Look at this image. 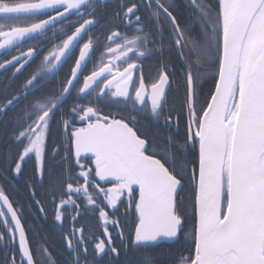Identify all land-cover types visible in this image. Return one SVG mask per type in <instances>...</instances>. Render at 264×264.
I'll return each mask as SVG.
<instances>
[{"label":"snow or ice","instance_id":"snow-or-ice-1","mask_svg":"<svg viewBox=\"0 0 264 264\" xmlns=\"http://www.w3.org/2000/svg\"><path fill=\"white\" fill-rule=\"evenodd\" d=\"M108 2L0 0V16L4 18L0 22V49L21 47L20 42L31 41L34 35L44 37L50 29L55 35L69 15L76 17L67 29L60 27L63 37L60 45L45 55L23 82H19L18 74L38 56L36 45L30 44L26 51L0 63V69L6 65L15 68L12 77L0 87V112L18 109V134L13 129L9 139L17 142L22 151L13 171L19 174L22 162L34 153L36 172L43 182L45 134L60 109L58 121L75 164L81 167L79 177L84 178V184L75 188L68 182L67 192H82L89 205L96 204L88 194L93 170H83L80 159L91 154L95 177L113 182L107 190L100 188L107 204L115 208L117 201L127 194L129 206L133 203L135 206L134 236L125 241L121 232L118 247L107 228L103 232L107 239L90 233L87 240L82 228H73L70 235L63 237L71 251L64 264H98L104 256L109 258L107 264H116L120 248L126 253L130 250L139 253L134 261L127 259L121 264H158L160 257L146 249L161 239L174 241L184 231L188 218L181 210V193L186 183L193 185L194 191V253L173 258L175 264H264V0H218L215 14L211 0H188L191 23L183 27L170 0H119L114 9L108 7ZM114 25L134 27L135 34L129 37L111 27ZM72 27L74 31L70 30ZM97 27L101 32L107 30L106 40L115 44V47L105 45L112 60L90 75H83L90 50H94V43H100V37L89 35L82 46L79 42L82 34ZM165 27L170 29L167 40ZM118 39L122 42L117 43ZM157 44L158 47H151ZM165 47L169 55L176 51L186 79L187 134L183 145L169 142L162 146L150 140L135 128L134 116L126 121L125 117L101 115L102 105H127L129 101L133 108L150 104L151 115H163L166 89L171 82L168 64H160L149 92L143 75L138 85L134 78L142 61L129 54L135 53L139 58L158 54L163 59ZM77 48L78 57L74 55ZM69 60L74 63L69 64L65 79L58 81L54 90L42 91L51 83L47 74ZM115 61L126 64L122 71L116 68L113 72ZM213 64L214 90L206 107L197 111L196 83ZM81 75L83 83L77 89V98L86 99L87 103L74 102L63 107ZM101 77L104 78L99 86ZM164 122L171 123V111ZM77 123L82 126L77 127ZM187 145L193 149L198 145V157L185 158L186 153L180 149ZM58 153L59 147H54L53 160ZM61 163L65 176L71 179L72 164L67 151ZM189 164L193 165L191 174ZM56 187L50 179L49 192L53 197L57 195ZM136 188L139 195L134 199ZM59 195L61 204L76 203L71 195L67 200L63 199V192ZM0 202L7 208V214L0 210L7 230V236L0 232V244L7 239L13 251L12 260L9 262L5 255L4 264H17L14 247L17 236L19 264H57L42 244L35 252L31 250L18 213L2 189ZM99 215L106 224L109 222L103 208ZM55 220H62L60 205L56 206ZM112 223L119 226L116 221ZM93 240L90 259L88 243Z\"/></svg>","mask_w":264,"mask_h":264},{"label":"trees","instance_id":"trees-1","mask_svg":"<svg viewBox=\"0 0 264 264\" xmlns=\"http://www.w3.org/2000/svg\"><path fill=\"white\" fill-rule=\"evenodd\" d=\"M174 3V15L178 18V23L181 25H186L191 23L192 11L187 6L188 0H171ZM119 0H109L108 7L110 9H114L118 6ZM213 5V14H215L216 10H218V0H211ZM3 19H0L2 22ZM114 29H118L119 25L111 26ZM101 33V31H100ZM104 41L106 40V36L108 31L104 32ZM102 41V42H104ZM215 51V50H214ZM11 56H7L4 54L0 56V63L9 60ZM166 61H169L173 71L175 72L174 78L176 83L177 90L170 95V107L175 109L176 116L178 117L179 128L177 133H173V130L169 131L166 127L165 130L163 128L156 125H151L149 123L143 124V127L139 129V133L146 135L150 140H155L160 145H166L169 142L175 144L179 143L183 145L184 138L186 137V109L184 107V100L186 95V79L184 78V73L182 71V66L180 60L176 57L174 52L169 55V53H165L164 56ZM158 64V63H157ZM155 63V65H157ZM150 67V66H148ZM14 69H9L6 71H0V87L6 84L10 77H12ZM19 77L23 76V72L18 74ZM216 78L215 65H210L208 71L202 74L199 80L196 83L197 90V101L196 107L197 111H200L202 107H206V102L210 99V93L214 89ZM19 78V82H20ZM18 111V109H17ZM18 116L15 114L10 115L6 112L4 117L0 120V175L5 174L9 179L14 180L13 169L15 168V164L19 159V151H22V147L18 146L17 142H13L9 139L12 135L13 129L18 128L16 121ZM173 119V118H171ZM181 151L186 153V159L192 160L194 157H198V145L195 149L192 148L191 145H187L180 149ZM54 162H51L50 165L47 164L46 170L43 174V182L41 183L38 180V175L35 169L36 164L33 161H29L28 159L23 161L22 163V171L20 174V179H15L16 183L20 185V188L17 191H8L0 186V188L4 191L5 195L9 198V201L13 205L15 210H21V214L19 216L21 225L25 230V235L29 242L30 248L33 252H35L36 248L41 244L49 249L52 256L56 259L57 264H64L65 261L68 260L67 253L65 252V244L63 240V231L66 229L58 228L52 222L51 215V204L50 200L57 201L61 199L59 195L60 192L64 193L63 199L68 197L67 189L65 187L66 180L68 177L65 176L62 171L61 165H55ZM193 165L189 164V174L191 173ZM197 167V166H196ZM49 173H52V176H49ZM19 175V174H18ZM50 179L53 184L57 185L56 192L57 195L53 197V195L49 192V184ZM193 186L186 183L181 196L183 198L182 211H185L188 218V223L184 226V231L180 234V239L174 244L168 243H159V244H151L146 249L147 251L157 255L160 257L158 260V264H175V260L173 258L179 257L180 255H189L194 253V239L192 236V227L194 223V214H193V204H194V191L192 190ZM35 193V197H31L30 192ZM37 201H39L37 205ZM18 205H14V203ZM36 203V204H35ZM84 205V202H81ZM43 208L44 211L40 209ZM68 209V207H66ZM0 210L3 209L0 207ZM40 214H43L46 218L43 221L40 217ZM47 214V216H46ZM71 212H66L65 215L69 216ZM31 216L35 217V220H31ZM86 218H80L79 221L75 222V225H81L84 228V231L89 235L90 233L100 232L97 238H101V225L103 222H100L99 219L92 217L90 214L86 215ZM25 218V222H24ZM33 219V218H32ZM8 220V219H7ZM30 220L32 224H29ZM95 222L97 223L95 225ZM66 226H68L69 222H64ZM70 225V224H69ZM107 225V224H105ZM118 227L115 225L114 229H111L112 233L116 236L114 237L116 245L119 247L120 243L117 242V239L120 238V233H123L125 239L133 236L134 225L132 223L129 228V225H125L122 222L118 223ZM0 232H3L7 236V230L3 227V220L0 217ZM186 239V240H184ZM125 240V241H127ZM7 239L4 244H0V264H4L5 261V253L6 251ZM92 247L91 243L89 244ZM9 254H13L12 246ZM92 251V250H91ZM90 251V252H91ZM7 252V251H6ZM139 255L138 252L134 253L133 251H128L127 253L123 248H120V257L119 260L116 261V264H121V262H125L127 259L135 260ZM108 257L104 256L102 259L98 260V264H107ZM39 264V262H37Z\"/></svg>","mask_w":264,"mask_h":264},{"label":"flooded vegetation","instance_id":"flooded-vegetation-1","mask_svg":"<svg viewBox=\"0 0 264 264\" xmlns=\"http://www.w3.org/2000/svg\"><path fill=\"white\" fill-rule=\"evenodd\" d=\"M170 2H172V1L170 0ZM51 14H54V13H51ZM44 18H46V17H44ZM0 19H4V18H0ZM75 19H76V17L74 15H69V17L67 18L65 23L62 25H59L57 27V31H56L55 35L53 34V32L50 29L45 34L44 37L37 36L36 39L34 37V39H32L31 41H25L24 43H22L21 47H16V48L11 49V50L4 53V54H7V56L19 55V53L21 51H26L30 44L37 46L38 56L35 59H32L29 62L28 66L23 69V71H22L23 76H21V77L18 76V79L20 78V80H21L20 82H23L25 77H27L30 73H32L37 68V65H39L43 62V57L45 55H48L49 53L53 52L60 45L61 39L63 38L60 31H59L60 27H65L67 29V25H69ZM181 26L183 27L184 25H181ZM70 30L74 31V27H72ZM116 30H119L122 33L126 32L127 34L129 32V34H131V36L135 34L134 27L125 29V27L123 25H119L118 29H116ZM69 34H70V32H69ZM89 35H91L93 37L99 36L100 37V43L99 44L94 43V50H90L91 57L88 58V60L86 61V68L84 70L83 75H90L93 70H98V68L103 66V64H107L106 62H108V60H110V59L112 60V56L107 53V47L105 45L110 44V46L115 47V44H112L111 42H108V41H104V33L103 32L100 33V30L98 27L90 29L87 34H83V39H81L79 42L80 46H82L83 43L88 41ZM169 35H170V29L165 27L164 36H165L166 40L169 37ZM57 37H60V39H58ZM102 41H104V42H102ZM121 42H122L121 40H119V39L117 40V43H121ZM40 45H42V47H40ZM158 46H159L158 44L157 45H151V47H154V48L158 47ZM78 51H79V48H77L75 51L74 55L76 57H78ZM167 52H168L167 47H165L164 53H163V59L158 54L150 55V56H147L145 58L136 57L135 53L129 54L130 57H133V58L137 59L138 61H142V62L138 63L139 70L134 72V78H135V81L138 85L139 79H140L141 75H143L145 85L148 88L149 92H150L151 83H153L154 80L157 78V70L160 67V64L161 63H167L168 64V72L170 74V81L171 82H170V85L167 86V89H166V93H167L166 103H165L164 113L162 116L156 117V116L151 115L150 104H148L147 107L137 106L136 108H133L131 106L132 105L131 101H129L127 103V105L122 104V103H109V104L102 105L101 115H110V116L114 115L116 118L125 117L126 121L128 119H130L132 116H134L135 117V128L138 131L141 127H143V124H145L147 122L151 125H156V126L160 125V127L163 128V130H165L167 127V129L169 131H171V129H172L173 133H177L178 128H179V122H178L177 116H179V115L176 116L175 109L170 107V102H169L170 101V95L177 90V88H176L177 82L175 81V78H174L175 72L173 71L171 64L169 63V61H166L164 58L165 53H167ZM173 52L176 55V57L178 58L176 51H173ZM3 55H1V56H3ZM9 59H11V57ZM178 60H180V59L178 58ZM72 63H74V62L69 60L67 63L62 64L63 66L60 68V70L55 75L51 76L52 73H48L47 75L49 76L51 83L47 84V86L42 91L54 90L57 87V82L65 79V74L69 71V64H72ZM155 63L156 64L158 63V64L155 65ZM18 66L19 65H17V67ZM125 66H126V64L123 63V61H115L114 66H113V72L116 70V68H119L122 71L123 67H125ZM148 66H150V67H148ZM11 68L15 70L14 67L10 66V67H5V69H0V71H6V70H9ZM83 75L80 76V81L76 85V88L73 89L72 96L68 99V101L65 103V105L63 107L66 108L74 102L87 103L86 99L77 98V89L80 86H82ZM102 82H103V80L99 81V86H102ZM132 91L134 93V89H132ZM84 95L85 94H81V96H84ZM169 111H171V118H173V119H171V123L165 124L164 121H165V118L168 117ZM6 112L9 113L10 115H12V114L17 115L18 111H17V109H6L4 112H0V120L4 117ZM60 114H61L60 109H57L53 119L50 121V129L48 132H46L45 153L43 156V174L46 170L47 164L50 165L51 162H54L53 164H55V165H61L63 167V165L61 163V157H64L66 154V151H67L68 155L70 156V163L72 164V168H71V179L68 178V180H66L65 187L67 186L68 182H71L73 184V187L75 188L77 186H81L84 184V178L79 177V172L81 171V167H80V165L75 164V156L70 151V144H68V141L66 139V136H65V133L63 130V126L58 121V117L60 116ZM185 116H186L185 119H186V129H187V115L185 114ZM76 126L79 127L82 125L77 123ZM69 131H70V129H69ZM142 138H143V136H142ZM57 146L59 147V153L56 156L55 160H53L52 159V149L54 147H57ZM66 146H67V148H66ZM27 159L29 161L30 160L33 161L36 164L34 157L25 158V160H27ZM80 159H81V164L84 165L83 170H85V171H87L88 169L93 170L92 174H91L92 175V182L88 185V189H89L88 194L92 195L93 198L96 200V203L100 202V204L99 205H89L82 192L81 193L72 192L71 194H69L67 192L68 197H69V195H71L72 199L75 200L76 203L75 204H61V199H58L57 201L51 200V202H50L51 207L55 206V210L53 208H51V212H50L53 214V216L51 215L52 222L58 228L66 229V231L67 230L72 231L73 228L77 227L74 224L75 222L79 221L80 218H86L87 217L86 215L90 214L92 217L99 219L100 222H103V225H101V229H102L101 238H99V239H107V237L103 236V232H104L105 228L108 229V231L112 235V238L114 239V237H116V236L112 233L111 229H114L115 225L112 223V221H116L117 224L119 222H122L125 225H127L128 222L132 221L131 224H128L129 226H131L132 223H136L137 217H136V213H135L134 203L131 206H129V197L127 196V194H125L120 198V200L117 201L115 208L109 206L107 204L106 199L104 198L103 193L100 192V188L107 190V188L112 186L113 182L112 181H99V178L95 177V173H94V167L95 166L92 163L91 154L83 155ZM64 163L67 164L68 162H64ZM22 169H23V167H22ZM22 169H21V171H22ZM35 169H36V166H35ZM21 171H20L19 175L21 174ZM15 174L18 175L17 173H15ZM38 177H39L38 180H40L39 175H38ZM66 189H67V187H66ZM138 195H139V192L137 189L133 194V198L134 199L138 198ZM68 197H66L64 199L67 200ZM81 202H84V205ZM14 205H18V204H16V202H15ZM57 205H60V207L62 209V220L61 221L55 220V213H56V206ZM0 207H1V205H0ZM66 207H68V209ZM101 208H103V210L107 214V218L109 221L107 223V225H105L106 223L103 220H101V218H100L99 213H100ZM126 209H127V211H126ZM3 211H4V209H3ZM16 211L20 216L21 210L17 209ZM68 211L71 212V214L69 216H66L65 213ZM19 216H18V218H19ZM46 216H47V214H46ZM40 217L43 221L46 220V218L43 214H40ZM73 217H76V220H73L72 219ZM6 218L10 222L9 217L7 216ZM31 220L32 221L35 220V217L31 216ZM28 221H29V224L30 223L32 224V222L30 220H28ZM24 222H25V218H24ZM64 222H67V223L69 222L70 225L68 224V226H66ZM24 229L26 230L27 228H24ZM133 230L135 232V225H134ZM63 232H65V231H63ZM134 232H133V236H134ZM62 235H63V233H62ZM83 237L87 240L88 235L84 231V228H83ZM90 243H91L92 247L89 246ZM94 243H95V240L88 243V248L90 251L91 250L93 251ZM163 243H168V242H163ZM15 244L17 245V242ZM16 245L14 246L15 250H16V248H18V246H16ZM17 264H19V263H17Z\"/></svg>","mask_w":264,"mask_h":264},{"label":"bare ground","instance_id":"bare-ground-1","mask_svg":"<svg viewBox=\"0 0 264 264\" xmlns=\"http://www.w3.org/2000/svg\"><path fill=\"white\" fill-rule=\"evenodd\" d=\"M129 37H131V34H129V32H128V34H127ZM37 37H35V39H36ZM34 39V38H33ZM100 80H103V79H100ZM187 115V114H186ZM197 172H198V164H197ZM14 173V172H13ZM191 174V173H190ZM14 177V180H12V179H9L5 174L3 175V174H1L0 175V186L2 187V188H4V189H6V190H8V191H17L19 188H20V185L18 184V183H16V180L15 179H20V175H14L13 176ZM135 188V187H134ZM1 189V188H0ZM138 188H136V190H137ZM31 193V197H35V195L33 196V191L32 192H30ZM50 202H51V200H50ZM100 204V202H98V203H96L95 205H99ZM38 205V204H37ZM39 206V205H38ZM54 210H55V206L54 207H52ZM193 208H194V204H193ZM2 218V217H1ZM2 220H4V218H2ZM132 222V221H131ZM131 222H128V224H131ZM97 223L95 222V225H96ZM77 227H76V229H83V226H79V225H76ZM129 228H131L130 226H129ZM71 232L72 231H65V232H63V235H70L71 234ZM94 236H98L99 234H100V232H94V233H92ZM89 236V235H88ZM64 237V236H63ZM26 239H27V237H26ZM180 239V236L176 239V240H174V241H170V242H168V244H174V243H176L178 240ZM64 240V239H63ZM125 240H127V239H125ZM184 240H186V239H184ZM119 241V243H120V238H118L117 239V242ZM64 244H65V246H66V242H65V240H64ZM16 245V244H15ZM7 247H6V251L5 250H3V252L5 253V255H7V260L10 262L11 260H12V258H13V254H12V252H11V254H9V251H11V247L7 244L6 245ZM17 246V245H16ZM65 252L67 253V258L69 259L70 258V255H71V251L67 248V247H65ZM91 254H92V251L90 252V250H89V258L91 259ZM16 258H17V263H19V248H16ZM101 259V258H100Z\"/></svg>","mask_w":264,"mask_h":264},{"label":"water","instance_id":"water-1","mask_svg":"<svg viewBox=\"0 0 264 264\" xmlns=\"http://www.w3.org/2000/svg\"><path fill=\"white\" fill-rule=\"evenodd\" d=\"M0 18H3L2 16H0ZM83 35V34H82ZM34 37H37V36H35L34 35ZM25 42V41H24ZM24 42H20V44H22V43H24ZM14 48H16L15 46H13V47H11V48H6V49H0V56L1 55H3L5 52H7V51H9V50H11V49H14ZM108 53V52H107ZM109 54V53H108ZM88 59H86V61H87ZM111 60V59H110ZM110 60H108V62H106V63H109V61ZM65 62H61L60 64H58L57 65V68L54 70V72L51 74V76L52 75H55L59 70H60V68L63 66L62 64H64ZM86 63V62H85ZM6 67H10V66H6ZM106 76L108 75L107 73L105 74ZM110 77V76H109ZM104 77H101L100 79H103ZM214 90V89H213ZM0 205H1V207L4 209V211H5V213L7 214V208L5 207V206H3V204H2V202H0ZM8 217H9V219H10V221H11V217H10V215H7ZM13 227H14V225H12ZM17 246H18V248H19V244H18V236H17ZM163 242H170V241H167V240H163V239H161V240H158V241H156V242H153L152 244H159V243H163Z\"/></svg>","mask_w":264,"mask_h":264},{"label":"rangeland","instance_id":"rangeland-1","mask_svg":"<svg viewBox=\"0 0 264 264\" xmlns=\"http://www.w3.org/2000/svg\"><path fill=\"white\" fill-rule=\"evenodd\" d=\"M45 136H46V134H45ZM28 157H34V159H35V154L34 153H30Z\"/></svg>","mask_w":264,"mask_h":264}]
</instances>
